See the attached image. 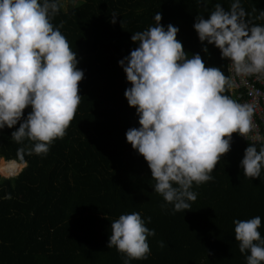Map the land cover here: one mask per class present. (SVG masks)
Returning <instances> with one entry per match:
<instances>
[{"label": "trees", "instance_id": "16d2710c", "mask_svg": "<svg viewBox=\"0 0 264 264\" xmlns=\"http://www.w3.org/2000/svg\"><path fill=\"white\" fill-rule=\"evenodd\" d=\"M60 2L52 22L63 21L60 31L84 72L81 102L66 135L46 155L18 153L34 142L11 140L30 107L13 128L0 129V165L7 162L0 175L16 176L0 177V264H123L124 255L107 243L111 222L132 212L155 235L148 238V258L129 264H247L249 253L239 251L233 222L260 216L264 238V168L249 179L240 165L254 143L233 133L213 179L193 185L197 198L191 209L173 212L171 204L162 209L165 202L154 191L147 162L126 141L127 129L139 127V118L124 96L131 84L118 64L138 47L131 35L155 26L159 12L161 25L178 27L189 58L198 53L206 67L230 76L229 60L214 44L201 42L193 24L198 15L207 19L216 3L228 10L234 0H208L207 7L200 0H79L67 9ZM240 5L251 24L264 26L257 19L264 0ZM262 145L255 144L257 150Z\"/></svg>", "mask_w": 264, "mask_h": 264}, {"label": "clouds", "instance_id": "9594fccd", "mask_svg": "<svg viewBox=\"0 0 264 264\" xmlns=\"http://www.w3.org/2000/svg\"><path fill=\"white\" fill-rule=\"evenodd\" d=\"M200 2L207 7L208 0ZM61 6L60 0H0V129L13 128L31 108L11 132L18 144L34 142L18 149L21 154L46 155L66 135L81 102L84 72L60 31L63 21L52 22ZM247 15L234 0L228 10L216 3L207 19L198 15L193 24L199 40L214 44L235 74L244 77L264 74V26L251 24ZM161 19L157 12L155 26L131 35L138 47L118 64L131 84L124 96L139 118V127L127 129L126 141L147 162L154 191L165 202L161 208L171 204L179 212L196 200L194 184L213 179L211 173L230 151L232 134L246 137L252 131L254 107L225 94L234 91L232 77L219 67H206L198 53L189 58L177 39L178 27L165 28ZM257 19H264V11ZM202 50L207 53V46ZM240 165L245 177H260L264 145L257 150L249 144ZM233 223L239 251L249 253L247 264H262L260 216ZM110 229L107 247L124 255L123 264L148 258V238L155 230L145 226L139 212L121 214Z\"/></svg>", "mask_w": 264, "mask_h": 264}, {"label": "built area", "instance_id": "2783aa9c", "mask_svg": "<svg viewBox=\"0 0 264 264\" xmlns=\"http://www.w3.org/2000/svg\"><path fill=\"white\" fill-rule=\"evenodd\" d=\"M230 77L234 82L232 96L239 103L251 104L254 107L253 129L246 136H237L244 142L264 143V74L237 76L229 62Z\"/></svg>", "mask_w": 264, "mask_h": 264}, {"label": "rangeland", "instance_id": "374dc122", "mask_svg": "<svg viewBox=\"0 0 264 264\" xmlns=\"http://www.w3.org/2000/svg\"><path fill=\"white\" fill-rule=\"evenodd\" d=\"M79 0H64L63 2V6L64 8H68L72 3H76L78 2ZM7 162H5L4 164L0 165V166H4ZM18 168V167H17ZM20 171L22 170L21 168H18ZM14 174H9V175H0V177H5V176H12V177H9V178H14L16 176H13ZM18 176V175H17Z\"/></svg>", "mask_w": 264, "mask_h": 264}, {"label": "bare ground", "instance_id": "6f19581e", "mask_svg": "<svg viewBox=\"0 0 264 264\" xmlns=\"http://www.w3.org/2000/svg\"><path fill=\"white\" fill-rule=\"evenodd\" d=\"M9 162H12V161H9ZM9 162H8V163H9ZM3 164H4V163H3ZM1 165H2V164H1Z\"/></svg>", "mask_w": 264, "mask_h": 264}]
</instances>
